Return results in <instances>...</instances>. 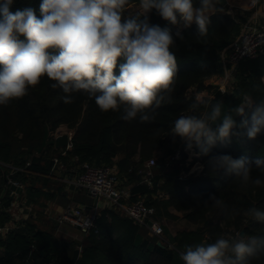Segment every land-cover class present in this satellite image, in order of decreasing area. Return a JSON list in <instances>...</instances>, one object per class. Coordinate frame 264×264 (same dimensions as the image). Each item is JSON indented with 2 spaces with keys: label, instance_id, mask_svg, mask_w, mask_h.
Segmentation results:
<instances>
[{
  "label": "trees",
  "instance_id": "1",
  "mask_svg": "<svg viewBox=\"0 0 264 264\" xmlns=\"http://www.w3.org/2000/svg\"><path fill=\"white\" fill-rule=\"evenodd\" d=\"M198 2L194 0L197 5ZM40 3L41 0H14L10 10L15 12L32 7L39 16ZM135 5H139V0H130L128 9ZM217 7L221 10L210 16L207 43L198 40L196 24L180 29V26L164 20L155 9L148 14L150 24L171 29L175 40L172 51L177 57L173 102L162 105L152 123L126 122L121 119L120 112H101L94 99H89L84 93H73L74 102L65 104L62 100L65 94L59 88H51L52 81L47 78H42L37 87L30 88L24 98L7 107L0 106L1 184L5 183L6 173L19 185H27L28 192H31L36 183L55 178L56 159L66 164L71 162L74 167L84 164L96 167L116 165L119 183L124 179L133 183L130 202L137 201L138 196L146 198L144 202L155 209L153 218L157 221L169 216L160 208L175 207L191 224L202 227L161 241L117 209L119 215L112 213L114 221L108 228H103L101 222L97 223L98 232L92 230L78 245L60 241L49 233L31 232L29 226H24L11 229L7 234L0 232V246L7 250L6 256L0 257V264H182L179 253L185 245L206 239L213 242L220 234H234L236 231L264 238V223L242 215L233 219L212 208L209 200L210 195H215L241 213L250 207L264 211V188H241L234 175L225 174L222 169L214 170L208 164L211 157L217 155H230L234 159H264V133L248 139L243 134L245 130L237 127L234 131L241 135L232 136L226 142L218 141L207 156H200L198 160L204 166L203 172L186 179L180 176L182 169L190 170L186 166L189 154L186 147H182L185 143L169 134L172 122L180 115L189 114L188 109L197 93H207L206 97L213 98V102H222L223 111L231 114L238 126L244 119H248L250 124L252 110L246 109L245 116L236 115L231 110L243 104L245 98L257 102L264 99V56L240 63L234 69L226 93L217 85L207 84L215 76H225L226 70L233 67L230 61L224 62L223 54L239 38L242 24L253 14V11L240 10L229 13L219 3ZM127 11L125 17L129 15ZM178 27L183 39L175 36ZM114 72L118 75L119 69ZM203 111L205 109L201 107L196 114ZM62 126L75 132L73 149L64 158L63 151L56 149L53 136ZM212 127L215 128L216 124ZM194 150L196 153L199 151L195 146ZM160 151L163 157L152 169L153 188L140 185L147 163ZM178 152L181 158L172 160ZM167 157H170L168 161L165 160ZM73 166L71 164L70 169ZM81 172L82 168L79 174ZM11 173L13 175L10 176ZM252 175H261L255 166ZM159 191L169 195V199L156 201L154 197ZM11 202L9 198L3 200L0 229L11 222ZM78 248L81 254L73 263ZM252 264H264V257L252 261Z\"/></svg>",
  "mask_w": 264,
  "mask_h": 264
},
{
  "label": "clouds",
  "instance_id": "2",
  "mask_svg": "<svg viewBox=\"0 0 264 264\" xmlns=\"http://www.w3.org/2000/svg\"><path fill=\"white\" fill-rule=\"evenodd\" d=\"M13 3H0V106L24 98L47 78L51 88L65 94V104L74 102L73 93H84L101 112H120L123 121L139 123L154 122L158 109L173 102L177 80L173 33L150 24L148 14L155 9L171 25L183 28L195 23L198 40L207 43L210 16L221 10L219 0H199L198 5L194 0H139L138 11L125 17L130 0H41L37 16L32 7L11 11ZM175 36L183 39L179 27ZM201 107L205 111L196 114ZM246 109L252 110L251 122L244 119L238 126L222 102L197 93L189 114L178 116L169 134L190 152L198 148L193 155L207 156L218 141L241 135L234 131L237 127L248 139L264 133V99L245 98L231 111L245 116ZM208 164L234 175L241 188H264V159L217 155ZM253 166L261 175H252ZM209 200L212 208L233 219L242 215L264 223V211L256 207L241 213L215 195ZM262 257L264 238L242 231L185 245L179 253L182 264H252Z\"/></svg>",
  "mask_w": 264,
  "mask_h": 264
},
{
  "label": "crops",
  "instance_id": "3",
  "mask_svg": "<svg viewBox=\"0 0 264 264\" xmlns=\"http://www.w3.org/2000/svg\"><path fill=\"white\" fill-rule=\"evenodd\" d=\"M227 2L228 4L226 9L229 13H233L234 11L238 10L247 12L253 11V14L249 19H252L254 22L256 20L260 25H264V0H227ZM68 131L69 129L67 126H62L57 132L63 136L67 134ZM56 140L57 139H55V146ZM182 147L185 148L186 144H184ZM56 149L62 150V157H66L68 152L66 151V148L59 149L56 147ZM186 152L189 154V159L186 163V166L190 168V170L187 171L185 168L182 169L180 174L181 179L190 178L191 176H198L204 170L203 164L201 161H198L200 156L193 155V153H196L194 147L191 152L187 149ZM162 157L163 152L160 151L157 153L155 159L159 161ZM169 158L170 157H167L165 160L168 161ZM57 160L58 163H55V168L57 170L56 175L54 176L55 178L49 179V182L36 183L31 192H28L27 185H19L18 183L14 182L12 178H8L6 173H4L5 183H0V209L3 207V200L9 198L12 200L9 208L11 222L8 224L11 229H21L24 226H29V231L31 232L40 231L49 233L60 241L72 243L75 242L79 245L91 232L85 235L80 231L79 228L62 219L63 214L69 207L84 209L87 214H97V223L101 222L103 228H108L110 223L114 221L112 213L119 215V212L116 208H113L107 204V202H105L103 199L95 198L85 191L75 188V186L68 182L77 174H79L82 168L81 166L74 167L73 163L71 162H67L68 164H66L61 159ZM71 164L73 167L70 169L69 166ZM199 166L203 167L199 168ZM113 168L115 169L117 176H120L118 167L115 165ZM197 168L200 169L199 172H197L199 174L194 173ZM169 169L170 167L168 170ZM12 173L10 176L13 175ZM153 178L148 181L144 176H142V180L139 184L153 188ZM13 185H17V188L12 189ZM118 186L121 189L128 190L130 196L133 197V183H131L128 179L122 180ZM136 199L144 200L146 202V198L142 196H138ZM154 199L156 201L164 202L169 199V195L159 191ZM160 210L162 212H167L169 216L165 215L162 219H159V221L155 220L154 218L153 219L164 227L165 237L167 239L168 236L169 238H173L180 232L196 231L202 227V225L191 224L185 218L184 213L178 211L175 207L170 206L168 209L160 208ZM3 237L5 238V236ZM76 250H80L81 254V249L78 248ZM6 254V247L0 246V257L6 256Z\"/></svg>",
  "mask_w": 264,
  "mask_h": 264
},
{
  "label": "built area",
  "instance_id": "4",
  "mask_svg": "<svg viewBox=\"0 0 264 264\" xmlns=\"http://www.w3.org/2000/svg\"><path fill=\"white\" fill-rule=\"evenodd\" d=\"M262 56H264V25H260L256 20L254 22L252 19H248L242 24L239 38L230 46L228 52L223 54L224 62L230 61L233 66L231 69L226 70L225 76H227L229 70L234 71L243 61L256 60ZM227 78L226 86L228 88L232 77ZM223 93H226V91ZM67 134L69 136V144L66 151H70L73 149L75 132L69 130ZM60 136L62 135L59 132L54 134L55 139ZM180 158L181 155L178 152L172 160H179ZM55 163H58L57 159ZM156 164L157 160L155 158L148 162L143 172L146 180L150 181L154 177L152 169ZM82 169L80 174H77L73 179L68 181L71 185L95 198L103 199L107 204L124 213L125 216L137 225L146 228L152 236L159 238L161 241H165L164 227L153 219L155 210L148 207L144 200L130 202L129 199L131 196L128 190L121 189L118 186V176L113 167H96L90 164H84ZM62 219L79 228L85 235L92 230L98 232L97 214H87L84 209L69 207L63 214ZM10 230L11 228L6 226L0 229V232L7 234Z\"/></svg>",
  "mask_w": 264,
  "mask_h": 264
},
{
  "label": "rangeland",
  "instance_id": "5",
  "mask_svg": "<svg viewBox=\"0 0 264 264\" xmlns=\"http://www.w3.org/2000/svg\"><path fill=\"white\" fill-rule=\"evenodd\" d=\"M138 8H139V5H135V6H132V7H130L129 9H128V14L130 15V14H134L136 11H138ZM180 29H184L182 26H180ZM233 73H234V71H228V73H227V76H220V77H217V76H215V77H213V78H211L208 82H207V84H209V85H211V84H214V85H217V86H219L220 88H221V90L223 91V92H225V91H227V86H226V83H227V80H228V78L227 77H232L233 78ZM230 79V78H229ZM231 83V82H230ZM229 85V84H228ZM190 94H191V92H190ZM192 95V94H191ZM203 95H205V96H207L208 94L207 93H205V94H203ZM200 168V167H199ZM199 170L200 169H196V171L194 172V173H197V172H199ZM197 174H199V173H197Z\"/></svg>",
  "mask_w": 264,
  "mask_h": 264
},
{
  "label": "water",
  "instance_id": "6",
  "mask_svg": "<svg viewBox=\"0 0 264 264\" xmlns=\"http://www.w3.org/2000/svg\"><path fill=\"white\" fill-rule=\"evenodd\" d=\"M227 4H228L227 0H219V5L221 7H226ZM68 144H69V136H68V134L60 136L56 140V147L59 148V149L60 148H67ZM16 188H17L16 185L12 186V189H16ZM159 245H161V243H159ZM79 255H80V250H76L75 254H74V258H73V263L77 262V260L79 258Z\"/></svg>",
  "mask_w": 264,
  "mask_h": 264
}]
</instances>
